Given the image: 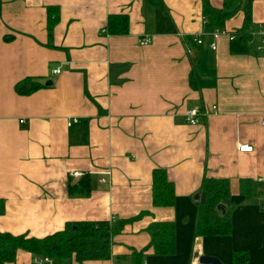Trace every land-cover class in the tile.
Masks as SVG:
<instances>
[{
	"label": "crops",
	"instance_id": "1",
	"mask_svg": "<svg viewBox=\"0 0 264 264\" xmlns=\"http://www.w3.org/2000/svg\"><path fill=\"white\" fill-rule=\"evenodd\" d=\"M162 3L173 31H155L143 0H0V231L40 237L69 220L113 215L125 220L109 256L66 264H133L132 250H141L138 264H188L194 253L231 264L233 249L245 250L244 264H264V191H239V179L264 184V37L257 49L253 27L243 52H230L227 34L210 48L193 38L201 0ZM48 11L56 13L50 32ZM113 13L126 14L125 32L101 31ZM242 16L237 10L222 28H237ZM250 21L264 23V0H251ZM34 80L42 84L14 88ZM193 106L207 112L188 123L183 112ZM70 116L77 120L66 124ZM155 166L173 183L171 205L151 203ZM70 169L88 174L87 193H67ZM203 176L229 181L228 234H192ZM155 220L173 221L170 254L146 245ZM2 264L38 263L17 249Z\"/></svg>",
	"mask_w": 264,
	"mask_h": 264
},
{
	"label": "trees",
	"instance_id": "2",
	"mask_svg": "<svg viewBox=\"0 0 264 264\" xmlns=\"http://www.w3.org/2000/svg\"><path fill=\"white\" fill-rule=\"evenodd\" d=\"M152 9L155 31H173L170 15L162 0H143ZM203 15L202 30L208 32L214 27L222 28L224 20L237 10L242 11V22L229 39V50L233 53L246 50L247 41L251 39L250 30L255 22L250 21L251 0H221L219 6H213L209 0H201ZM48 32L50 25L56 19V13L48 11ZM107 33H123L127 28L125 13L108 14L105 23ZM203 37L208 39L206 34ZM258 49V48H257ZM260 49V48H259ZM194 73L189 72L191 84H194ZM24 81V80H22ZM42 84L34 80L30 85L20 82L14 85L18 92L29 90ZM68 176V175H67ZM66 190L68 194H84L89 191V176L86 172L77 178L67 177ZM151 203L153 205H171L174 201L173 183L167 177L163 167L151 169ZM239 191L247 196L264 191V184H255L250 179H239ZM200 199L195 205V220L192 227L193 235H225L229 233V181L224 177L203 176L199 183ZM264 193V192H263ZM224 205V210L218 208ZM2 205L0 204V210ZM125 219H79L66 221L62 228L49 234L37 237L23 233L13 234L0 231V264L12 261L17 249H24L32 255L48 256L52 264H66L73 258L77 261L85 259H102L109 256L111 236L118 231ZM149 234L147 246L154 253L170 254L174 250V224L172 220H155L146 226ZM141 250H132L133 264H138ZM231 264H244L245 250L233 249L230 254Z\"/></svg>",
	"mask_w": 264,
	"mask_h": 264
},
{
	"label": "built area",
	"instance_id": "3",
	"mask_svg": "<svg viewBox=\"0 0 264 264\" xmlns=\"http://www.w3.org/2000/svg\"><path fill=\"white\" fill-rule=\"evenodd\" d=\"M257 30H258V33H259V38H258V42H257V45L256 47L259 49L261 48L262 46V42H263V37H264V23L263 22H255V25H254ZM101 31L103 32H107L105 27L101 28ZM203 34H206L208 36V46L210 48H214L215 47V39L218 35L220 34H227L229 39L233 37L234 35V32H230L224 28H219V27H214L213 29L209 30L208 32L206 31H201L200 33L198 34H195L193 36L194 40L197 42V43H201L202 42V37H203ZM150 40V36L145 34L144 36H142L140 39H139V43L140 44H145L147 43L148 41ZM59 71V67H54L51 69V72L52 73H56ZM208 112H214L216 110V105L215 104H211L208 106ZM207 112V111H206ZM205 109L204 107H196V106H193V107H190V108H187L185 109V111L183 112V118H184V121L188 122V123H195L199 120V118H201L205 113ZM77 120V117L76 116H70L69 118L66 119V124H70L74 121ZM23 119L20 118L19 119V122H22ZM251 145L250 144H239L237 143L236 144V148L237 150L241 151V150H251ZM109 171L107 170L106 173H108ZM84 173V171L80 170V169H70L68 170L67 172V175L71 178V179H74V178H77L79 177L80 175H82ZM101 180L103 181L104 178H101ZM261 207L264 209V193L262 195V201H261ZM114 216L111 215L108 220L111 222L114 220ZM197 254L198 253H194L193 256L190 258L188 264H201L199 263V261L197 260ZM32 260L33 262L35 263H38V264H42V263H47V264H52V259L48 256H37V255H32Z\"/></svg>",
	"mask_w": 264,
	"mask_h": 264
},
{
	"label": "water",
	"instance_id": "4",
	"mask_svg": "<svg viewBox=\"0 0 264 264\" xmlns=\"http://www.w3.org/2000/svg\"><path fill=\"white\" fill-rule=\"evenodd\" d=\"M221 204H218V207ZM197 260L199 263L202 264H220V261L217 257L210 255V254H205V253H198L197 254Z\"/></svg>",
	"mask_w": 264,
	"mask_h": 264
},
{
	"label": "bare ground",
	"instance_id": "5",
	"mask_svg": "<svg viewBox=\"0 0 264 264\" xmlns=\"http://www.w3.org/2000/svg\"><path fill=\"white\" fill-rule=\"evenodd\" d=\"M229 31V30H228Z\"/></svg>",
	"mask_w": 264,
	"mask_h": 264
}]
</instances>
